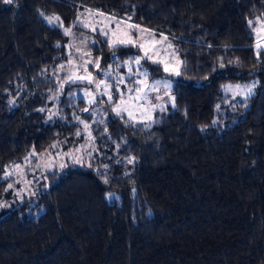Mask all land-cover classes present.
<instances>
[{"label":"trees","instance_id":"trees-1","mask_svg":"<svg viewBox=\"0 0 264 264\" xmlns=\"http://www.w3.org/2000/svg\"><path fill=\"white\" fill-rule=\"evenodd\" d=\"M89 9L177 41L174 103L151 120L65 82L64 30ZM259 19L264 0H0V264H264ZM99 37L103 66L139 53ZM251 79L252 96L226 93Z\"/></svg>","mask_w":264,"mask_h":264},{"label":"rangeland","instance_id":"rangeland-1","mask_svg":"<svg viewBox=\"0 0 264 264\" xmlns=\"http://www.w3.org/2000/svg\"><path fill=\"white\" fill-rule=\"evenodd\" d=\"M91 10V11H89ZM87 10L78 20L77 25H79L83 30L80 29H70L71 34L68 35L69 37V54L70 59L73 61L71 65H68L63 68V73H65L66 80L68 79V72L71 71L76 76H87L88 74H91V76L95 80L100 79H106V83L112 85V93H113V100L118 102V94L116 93V84L115 79H118L120 76H123L126 84L120 85V90L125 94V99H127L128 93H127V87H134L133 81L134 80H143V77L139 75H134L131 78L128 76V67L129 64H116L114 62H111L108 66L101 65L99 62L100 67L94 68V63L96 62L97 57L95 55H101L100 52H97L93 50L92 45H95L96 43H100L99 36L102 38H106L108 40V43L110 44L112 37V30H116L117 35L120 37H124L125 33H129L131 35V38L133 40H136L137 43H144L145 47L144 49H141L137 46H133L134 49H138V54H131L130 61L133 62L131 64L132 72L136 73L137 71V65L134 63V58L136 57H142L141 63H140V71L143 72L145 70L144 63L145 61L153 62L152 60H148L145 58V50L148 51V55L153 56L154 60L160 61L157 64H160L163 67L164 70V76H162L160 79L150 80L148 72L147 77V83L152 84L155 81H161V85L158 87L156 91H149L148 92V101H151L149 104L147 101H139L136 102V104H143V107H130L129 110L132 111L133 116L135 117L134 120L136 121H149L151 120L155 113L158 111H161V109L166 108L167 105L174 103V95H173V88L175 85L176 80L183 75V66H184V59L180 54L179 46L177 41L173 40L172 38H169L166 35L159 34L151 29L150 32H138L136 29L131 28V25H138L136 23H133L129 20L118 18L116 16L105 14L103 12H99L97 10L89 9ZM103 14V15H100ZM117 22L120 23L119 29L116 28ZM83 23H87L90 26L89 27H83ZM140 26V25H139ZM95 27L97 30L92 31L91 28ZM100 29H104L108 31V35H102ZM140 29H147L142 26H140ZM256 34V40L257 44L260 45V47H264V20L259 19L258 25L255 31ZM154 35V39L156 41H159V43H151L149 40V37ZM163 37H166L167 39H163ZM171 44L172 47L169 48L168 45ZM111 45V44H110ZM117 46V45H116ZM79 49V51H77ZM90 53L89 55H86ZM83 57V59H81ZM100 58V57H99ZM92 60V63L84 64V61L86 60ZM154 63V62H153ZM165 65L169 68V71H165ZM84 68L87 70L85 71ZM174 70V71H173ZM108 71L111 72V76L105 78L104 72ZM179 73L178 75L176 73ZM167 81L170 84V87H165L163 82ZM83 82V81H79ZM85 83V82H83ZM241 86L239 89L236 88V86ZM259 85L258 79H251L249 81H243V82H229L224 85L225 91L227 94H229L232 98L235 99H245L249 96H252L257 89V86ZM229 86H231L232 90H228ZM244 86H252L251 87V93L249 94L247 91V88ZM103 89L97 90L95 88V84H88L85 83L83 86L78 88L76 90V94L78 97L85 98L87 101L92 99V97L85 94V92H91L95 95L96 102L101 97L99 95V91H102ZM107 99V96H104ZM159 97V99H157ZM102 98V97H101ZM108 100V99H107ZM105 105V104H104ZM94 111H99V108L95 106ZM127 114V113H126ZM149 116L151 119H149ZM20 165V164H19ZM22 167V165H20ZM19 166H16V169L19 168ZM26 166L24 165L20 170H12L15 177L22 178L25 176L29 171H26ZM24 172V173H22ZM11 173V170L8 172V174ZM25 183L23 184V187H21V190H23Z\"/></svg>","mask_w":264,"mask_h":264},{"label":"snow or ice","instance_id":"snow-or-ice-1","mask_svg":"<svg viewBox=\"0 0 264 264\" xmlns=\"http://www.w3.org/2000/svg\"><path fill=\"white\" fill-rule=\"evenodd\" d=\"M6 3H11L12 0H5ZM91 11V10H89ZM103 15V14H100ZM48 23L50 24H59L60 20L58 17H48L47 18ZM251 23V21L249 22ZM90 25L87 23H83V27H89ZM120 27V23L117 22L116 28L119 29ZM131 28L136 29L138 32H150V30L148 29H140L139 25H131ZM92 31H96L97 29L95 27L91 28ZM101 34L107 36L108 35V31L104 30V29H100ZM64 34L65 35H70V29H65L64 30ZM112 37L113 39L111 40L110 44L111 46L115 47L116 45H133V46H137L141 49H144L145 45L144 43H137L136 40H133L131 38V35L129 33H125L124 37H120L117 35L116 30H112ZM163 39H167L166 37H163ZM149 40L151 41V43L155 44V43H159V41H156L154 39V35L149 37ZM169 48L172 47L171 44L168 45ZM260 45L257 44V48H259ZM77 51H79V49H77ZM90 56V53L86 54ZM145 58H147L148 60H152L154 63H159L160 61L154 60L153 56L148 55V51L145 50ZM81 59H83V57H81ZM141 59L142 57H136L134 58V63L135 65H137V71L136 73L132 72V68H131V64L133 62H126L129 64L128 67V76L129 78H131L134 75H139L141 77H143V80H134L133 81V85L134 87H127V99H125V94L123 92H121L120 90V85L121 84H126V81L124 79L123 76H120L118 79H115V84H116V93L118 94V102L115 104V106L113 107V111L116 113V115L121 116L122 113H127L129 120H134L135 117L133 116L132 111L129 110L130 107H143V104H136V102L139 101H147L149 104L151 103V101H148V92L149 91H156L158 89V87L161 85V81H155L152 84H148L147 83V77H148V72L145 69L143 72L140 71V63H141ZM69 65H71L73 63V61L71 59H69L68 61ZM88 63H92V60H86L84 61V64H88ZM94 68H99V58L96 59V62L94 63ZM221 67H223V65H221ZM60 68L63 69L64 65H60ZM84 70L86 71L87 69L84 68ZM165 71H169V68L167 67V65H165ZM174 71V70H173ZM177 75L179 74L178 72L176 73ZM111 76V72L105 71L104 72V77L107 78ZM78 81H83L85 83L88 84H95V88L97 90L103 89L102 91H99V95L101 97L103 96H107L108 102H111L113 100V93H112V85L106 83V79H100V80H95L91 74H88L87 76H76L74 75L71 71L68 72V79L65 81L66 83H77ZM164 86L170 87V84L167 81L163 82ZM61 89L63 88V84L60 85ZM241 86L237 85L236 88L239 89ZM245 88H247L248 93H251V87L252 86H244ZM228 90H232L231 86H229ZM86 95L92 97V99H90L88 101L89 104H95L96 103V99H95V95L91 92H85ZM157 99H159V97H157ZM174 99V98H172ZM163 110V109H161ZM41 111H43V109H41ZM83 111L87 112L89 111L88 108L83 109ZM51 118V117H50ZM75 119L79 120V117H75ZM149 119H151V117L149 116ZM80 123H82L84 125V129L88 130L90 128V125L80 121ZM96 123H103V120L100 121H96ZM215 123V122H214ZM77 136L80 135V133L76 134ZM89 139H92L91 137V133H88ZM83 148V146H81ZM89 147H91V145H89ZM95 150V149H93ZM77 151H80V149H77ZM72 159L74 160V162L76 163H80L81 162V158L77 157V156H72ZM133 162V158H129L128 159V163L131 164ZM61 167H63V164L60 165ZM105 168H107V165H105ZM107 182V181H105ZM9 188L12 187V185L8 186Z\"/></svg>","mask_w":264,"mask_h":264}]
</instances>
